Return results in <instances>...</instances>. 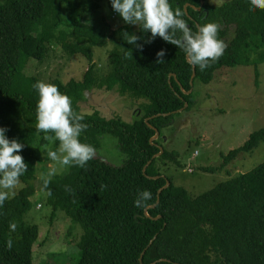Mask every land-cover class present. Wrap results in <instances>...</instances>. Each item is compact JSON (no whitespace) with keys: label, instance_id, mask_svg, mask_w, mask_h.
Segmentation results:
<instances>
[{"label":"trees","instance_id":"obj_1","mask_svg":"<svg viewBox=\"0 0 264 264\" xmlns=\"http://www.w3.org/2000/svg\"><path fill=\"white\" fill-rule=\"evenodd\" d=\"M104 1L116 13L110 0H0V127L6 129L9 140L24 145L18 154L27 164V172L20 178L24 186L0 207V264H33L39 229L27 224L23 214L30 209L29 199L35 192L36 163L40 162L37 148L55 140L53 151H57L59 142L52 133L36 130L38 92L33 85L39 79L27 76L24 70L30 60L47 57L52 43L88 63L80 81L51 83L71 97L77 113L86 114L79 103L93 89L118 90L121 95L146 101L142 115L132 122L119 116L106 118L97 110L85 115L83 122L89 127L82 132L81 142L96 150L100 136L114 137L127 157L123 166L94 157L84 168L71 166L67 174L54 176L49 185L51 196L44 191L54 213L61 210L81 225L78 264H264V162L192 198L164 175L171 163L178 168L183 165L178 152L162 145L163 129L181 109L193 105L197 80L208 84L222 68L251 64L257 68L264 61V54H259L264 47V10L252 9L250 0H229L220 6L208 5L207 0H169L173 9L183 12L194 32L209 22L219 24L218 38L227 45L206 70L195 67L191 85L193 66L182 49L158 36L151 39L149 32L136 25L107 31L86 23L85 17L98 12ZM124 32L140 37L137 43L143 45L142 50L127 44ZM110 43L115 45L112 69L99 78L92 49ZM161 49L164 63L158 64L156 53ZM253 54L257 55L254 61ZM156 132L160 136L152 140ZM263 141L264 126L241 147L221 156L219 166L200 170L221 173L233 159L251 153ZM160 147L164 153L154 159ZM168 182L169 187L163 189ZM101 185L106 187L101 189ZM143 190L150 191L152 198L147 206L136 207L134 201ZM13 221L18 224L15 232L9 229ZM9 238L13 240L11 250L6 247Z\"/></svg>","mask_w":264,"mask_h":264},{"label":"rangeland","instance_id":"obj_2","mask_svg":"<svg viewBox=\"0 0 264 264\" xmlns=\"http://www.w3.org/2000/svg\"><path fill=\"white\" fill-rule=\"evenodd\" d=\"M229 0H207L211 6H220ZM98 12L88 14L85 22L104 30H116L126 23L118 13L109 10L107 2L100 3ZM68 19V15H66ZM110 28H107V25ZM232 34L228 36L230 40ZM114 44L104 48L94 47L93 62L99 78L109 75ZM259 54H264V47ZM257 58L253 54L252 61ZM88 67L87 61L79 55L72 56L62 46L52 43L47 57L42 61L30 60L24 70L27 76L37 77L40 82L52 83L59 80L67 84L80 81ZM193 105L179 111L171 125L163 129L162 145L168 151L180 154L183 167L171 163L164 175L172 178L177 187L185 188L192 198L212 189L216 184L250 172L264 162V141L249 154H240L226 165L221 173H203L201 167L219 166L221 156L241 147L255 132L264 126V61L255 68L237 66L222 68L214 79L203 84L197 80L193 88ZM146 101L121 95L118 90L93 89L83 94L79 103L85 113L97 110L106 118L121 117L132 122L142 115V104ZM55 140L37 148L40 162L36 163L35 192L29 199L30 209L23 214L27 224H36L39 237L33 246V264H78L80 253L78 242L82 235L81 225L61 210L54 213L47 203V195L41 190V175L50 167H56V175H65L69 168H63L48 161V151L54 150ZM99 147L95 158L115 167L123 166L127 157L118 145L117 139L105 134L98 138ZM55 175V176H56ZM24 185L20 182L15 195ZM15 195L10 194V198Z\"/></svg>","mask_w":264,"mask_h":264},{"label":"clouds","instance_id":"obj_3","mask_svg":"<svg viewBox=\"0 0 264 264\" xmlns=\"http://www.w3.org/2000/svg\"><path fill=\"white\" fill-rule=\"evenodd\" d=\"M112 9L119 14L126 24L139 26L142 31L149 32L151 39L162 38L165 42L175 45L183 50L187 61L193 67L198 66L203 72L212 63L224 54L227 45L218 38L220 25L209 22L193 31L183 18V12L173 9L169 0H110ZM252 9L264 10V0H250ZM177 33L180 35L178 36ZM126 43L142 50L143 45L138 44L140 37L124 32ZM150 42V40L148 41ZM131 54V49H129ZM156 63H164L165 51L161 49L156 53ZM33 88L38 92L36 104V130L43 133H52L59 142L57 151L49 150L48 158L63 168L78 166L84 168L88 161L94 158L95 148L80 140L82 132L89 125L84 123L85 115L91 113H77L73 110L71 97L59 91L51 83L36 82ZM6 129L0 127V207L20 183V178L27 172V164L18 153L24 145L15 139L9 140L5 135ZM46 139L51 137L46 136ZM56 167H50L47 173L42 174V191L51 196L49 189L52 178L56 175ZM106 186L101 185V189ZM66 191L73 192L66 187ZM152 198V193L143 190L134 201L136 207H145ZM18 228L16 222L9 223L11 232ZM6 247L11 250L13 240L6 241Z\"/></svg>","mask_w":264,"mask_h":264},{"label":"water","instance_id":"obj_4","mask_svg":"<svg viewBox=\"0 0 264 264\" xmlns=\"http://www.w3.org/2000/svg\"><path fill=\"white\" fill-rule=\"evenodd\" d=\"M203 4H204V2H202V4H201L202 7H203ZM200 9H201V8H199L198 10H200ZM185 11H186V9H185ZM173 76H174V75H173ZM174 77H175V76H174ZM195 77H196V68L193 67V76H192V79H191V85H193V81H194ZM189 93H190V92H189ZM187 107H188V104L185 105V108H187ZM182 110H183V109H181L180 111H182ZM165 115H167V114H165ZM146 121L148 122V119H146ZM159 136H160V133H159V132H156V136H155L152 140H156V139H158ZM163 153H164V149H163L162 147H160V153L157 154L156 156H154V159L160 157ZM150 163H151V162H150ZM150 163L144 168V170H143L144 173L146 172V170H147L148 166L150 165ZM169 185H170V183L168 182L167 185H166L163 189H166L167 187H169ZM163 189H161V190L159 191V193H161V192L163 191ZM154 207H155V206H152L151 208H154ZM145 214H146L147 216H150V215L148 214L147 211H146ZM152 243H153V242H152ZM152 243H151V244H152ZM143 255H144V253H143ZM143 255H142V257H143ZM142 257H141V259H139V262H141V263H142Z\"/></svg>","mask_w":264,"mask_h":264}]
</instances>
